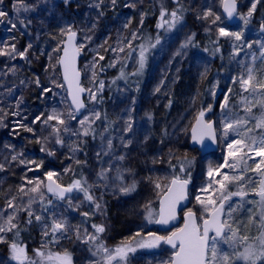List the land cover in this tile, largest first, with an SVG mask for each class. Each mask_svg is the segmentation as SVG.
Wrapping results in <instances>:
<instances>
[{
  "label": "rangeland",
  "instance_id": "rangeland-1",
  "mask_svg": "<svg viewBox=\"0 0 264 264\" xmlns=\"http://www.w3.org/2000/svg\"><path fill=\"white\" fill-rule=\"evenodd\" d=\"M253 3L256 7L245 24L240 17ZM237 4L239 21L229 26L221 11L222 0H116L115 4L112 0H0V11L6 13L0 17V52L4 53L0 55V225L7 228L8 217L14 215L13 223L24 228L21 220L41 216L37 230L43 255H37L38 263L46 259L47 264H60L57 257L68 253L71 264H103L102 253L93 255L98 245L112 253L117 247L131 245L136 251L128 253L126 264H166L174 249L163 242L155 247L137 245L150 242V234L168 236L180 226L163 232L147 219L149 210L157 219L159 199L174 177L189 183V205L180 217L191 210L202 224L206 213L197 196L201 200L220 196L216 184L215 192L203 191L210 180L208 168L224 164L228 143L240 138L232 131L225 137L224 124L247 117L245 127L253 128V134L264 131L255 128L254 118L264 112L257 103L264 89L244 91L240 83L247 78L249 68L257 82L264 81V0H237ZM166 9L181 15L175 27H169L171 15L156 14ZM209 9L214 15L203 19ZM215 16L221 19L212 23ZM150 20L163 27V33L156 27L155 34L153 28H144ZM220 27L241 32L242 39L220 36ZM69 29L77 32L78 47L83 45L79 51L82 85L95 95L93 99L87 91V107L80 118L74 116L68 103L56 56ZM198 32L220 41L219 58L209 48L194 49ZM185 44L187 47H182ZM142 46L145 66L138 71ZM252 105L255 107L249 114L245 109ZM201 111L207 120L214 121L218 141V149L204 155L189 146L191 128ZM50 115L64 123L48 120ZM85 117L87 122L81 124ZM129 123L131 129L125 131ZM29 128L32 131L26 130ZM248 156V167L255 168L261 157ZM244 167L220 169L221 173L249 178L244 182L247 195L243 200L232 196L226 201L223 218L235 221L233 227L239 228V234L249 237L247 245L259 251L253 238L261 232V205L251 188L258 187L261 177L251 170L241 173ZM102 171L105 179L99 176ZM49 172L55 173L53 179L64 186L80 181L93 200H87L80 190L64 199L49 196L45 191ZM36 181L41 182V189L32 193ZM133 184L134 190L121 192L122 187ZM229 190L238 191L237 184L229 185ZM9 201L13 207L8 206ZM228 205L235 209L230 217ZM53 219L66 225V230L55 237L50 231ZM94 225L103 226L104 232L97 233ZM16 229L0 236L6 242ZM46 230L48 235H44ZM91 236L97 239H89ZM10 245L8 258L0 253V264H18L12 259ZM18 245L25 250L24 263H28L26 246ZM245 246L237 243L234 247L243 252ZM217 247L223 253L233 252L223 241ZM235 264L246 262L238 260ZM256 264H262L261 260Z\"/></svg>",
  "mask_w": 264,
  "mask_h": 264
},
{
  "label": "snow or ice",
  "instance_id": "snow-or-ice-1",
  "mask_svg": "<svg viewBox=\"0 0 264 264\" xmlns=\"http://www.w3.org/2000/svg\"><path fill=\"white\" fill-rule=\"evenodd\" d=\"M65 2L67 3V0H65ZM112 3L115 4L116 0H112ZM222 4L224 6V11L227 12L229 17H232L234 13H236V0H222ZM255 7L256 5L253 3L248 13L240 17L245 24L249 22L248 18L252 16V12ZM165 14V11L162 10L161 17H164ZM5 15L6 13L0 11V17H4ZM170 15L172 17V22L169 27H175V24L180 21L181 15L178 14L177 10H173ZM213 15L214 13L211 11V9H209L203 13L202 18L208 19ZM220 19V16H215V19L212 21V23H215ZM12 26L15 27L16 25L13 24ZM261 30L264 31V24L261 25ZM218 31L220 36L234 37L237 41L242 39L241 32H229L226 31L224 27H220ZM133 35L135 36V34ZM75 36L76 33L71 32L69 29V42H71ZM189 42H191V37H189ZM82 47L83 45H80L79 47L73 46L70 51L66 46L64 48V56L61 57L59 61L64 69V79L69 86V95L72 97L73 104L77 110L84 107V104L80 99V94L86 91L85 88L80 86V73L75 68V57ZM151 47H155V45H151ZM182 47H187V44L182 45ZM249 47H251V45H249ZM261 49L262 52H264V44L261 45ZM120 51H123V49H120ZM144 51L145 49L142 46L138 71H142L145 66ZM3 54V52H0V55ZM20 55L23 56L24 53H20ZM100 59L103 60L104 57L101 56ZM253 71L254 70L252 68H249L247 78H242L240 80L241 87L244 89V91H255L257 88L264 89V81L257 82V78L255 75H253ZM101 87H103V82H101ZM87 91H89L92 98L95 99V95L92 94L90 90ZM157 91H159V88H157ZM229 91H231V89ZM225 99L227 100V97H225ZM257 103L260 104L261 107H264V95H262V98L257 101ZM221 107H226V105L222 104ZM252 107H255V105L246 107V112L251 114ZM96 115L99 117L98 113ZM203 117L204 112L201 111L197 117L196 125L192 128L193 140L197 142H201L205 135L211 136L213 140L215 139L211 123H205ZM254 118L256 120L255 128L264 130V112H262L259 117ZM36 119L39 120L40 117H37ZM47 119H56L58 123H64V121L59 119L58 116L50 115ZM87 119L88 118L85 117V120L81 121V124L87 122ZM248 123L249 120L247 117H241L224 124L225 137L230 131H232L236 132L240 138L228 143V154L225 156L224 164L216 168H208L207 174L210 180L208 187L203 191L207 193L209 189H212V191L215 192L216 189L213 188V184H216L219 185L220 196L217 198L215 195H211L205 200H201V198L197 196L198 202L202 205L203 210L206 213V216L202 218V225L197 222L196 214L189 210L185 213L184 225L182 228L177 229L168 236H156L155 234H150L152 236V240L150 242L139 243L137 247H155L161 242L170 245L172 249H174V252L166 264H235V261L238 260H243L246 262V264H256L257 259H260L262 264H264V131L253 134L255 131L253 128L245 127ZM130 129L131 124L129 123L125 131H129ZM241 129H244V131H240ZM26 130L32 131L30 128ZM86 134L87 130L85 131V135ZM56 142L58 144L61 143L59 138ZM127 143H131V141H128ZM125 146H127V144ZM108 147L111 149V141L108 142ZM248 153H252L255 156L261 157V160L256 164L255 168H249L247 165V160L251 158L248 156ZM13 159H15V157H13ZM120 159H123V157H120ZM241 164L245 166L243 169H241V173L251 170L258 173L261 177L258 187L254 186L251 188V190L257 196H259V204L261 205L259 225L261 232L259 236L253 238L254 240L258 241L259 251H257V249L252 245H247L246 242L248 241L249 237L247 235L239 234V228L233 227V225L236 223L235 221L230 223L228 219L223 218L226 201L230 200L232 196H239L243 200V198L247 195L244 182L249 178L245 177L243 174L229 175L228 173H221L220 169L229 168L235 171ZM37 167H39V165H37ZM181 171H184V169L181 168ZM46 175L49 181L47 184V191L55 194L59 198L64 199L66 193L72 192L73 189H78L85 193V198L87 200H93L92 195L89 194L87 189L82 187L80 181H74L73 184L68 187H61V185L57 184L53 179L55 173L49 172ZM216 175H220V179H215ZM99 176L101 179L106 178L104 171H102ZM28 183L32 184L33 181H28ZM233 183L237 184L238 191L236 192L229 190V185ZM187 184V180H181L179 177H174L171 181V186L167 187L166 192L160 200L159 219H153V213L151 210H149L147 216L149 222L166 225L170 221L175 220L176 204L179 203L180 200L184 199L185 188ZM156 187L160 188L161 185L157 184ZM134 188L135 185L133 184L128 187H122L120 190L123 193H128L134 190ZM40 189L41 182L36 181L35 186H33L30 191L32 193H39ZM19 190L24 192L23 187H21ZM40 198L43 201L44 197L42 194ZM49 203H51V201H49ZM30 204L31 200L29 201V205ZM8 206L13 207L11 201L8 202ZM96 208H100L98 203L96 204ZM228 209V216L230 217L235 209H233L231 205H228ZM32 215L33 213L29 211V216ZM84 215H87V213ZM14 219L15 216L10 215L6 221L7 228L4 225H0V233L11 231L12 229L17 228V225L13 223ZM35 219L36 221H41L42 217L37 215L35 216ZM250 222L254 221H252L250 218ZM29 223H31V220H29ZM93 227H95L97 233H102L105 230L101 225H94ZM65 230L66 225L63 221L53 219L50 231L54 237L57 233H63ZM210 233H215V235H210ZM48 234L49 231L46 230L44 235ZM137 235H139V233H137ZM77 238L79 239V236ZM89 239L96 240L97 237L91 236ZM220 241L229 244V246L233 248V252L231 254L221 252L217 247ZM0 242H5L3 236H0ZM237 243H244L246 245L243 252L236 251L234 246ZM10 251L12 253V259L16 260L18 264H24V261L27 259V257L25 256V250L22 247L14 242L10 245ZM135 251V247H132L131 245H123L117 247L114 253H112L108 248L98 245L97 252L93 253V255H99L102 253L103 264H113L114 261H117V264H119V261H124L126 264L128 253ZM37 255L42 256L43 254L37 251ZM57 259L60 260V264H71V257L68 253H65L63 256H58ZM97 264H99V262H97Z\"/></svg>",
  "mask_w": 264,
  "mask_h": 264
},
{
  "label": "water",
  "instance_id": "water-1",
  "mask_svg": "<svg viewBox=\"0 0 264 264\" xmlns=\"http://www.w3.org/2000/svg\"><path fill=\"white\" fill-rule=\"evenodd\" d=\"M236 6H237V11H236V13H234V15H233L232 17H229L228 14H227V12L224 11V6H223V4H222L221 11H222V14H223V16H224V18H225V20H226V23H227L229 26H233V25L237 24L238 21H239V18H238V16H237V14H238L237 0H236ZM71 32H75V31H71ZM75 33H76V32H75ZM68 35H69V32H68L67 34H65V36H64V40H63V42H62V46H61V49H60V53H59V57H58V62H57V64H58V69H59L60 79H61V82H62V84H63V86H64L65 91H66V96H67L68 103H69L71 109H72L73 112H74V116H75L76 118H80V117L82 116L83 112L85 111L86 107H87L86 102H85V96L87 95V90L80 94V99H81V101L83 102L84 107L81 108V109H79V110H77L76 107H75V105L73 104L72 97L69 95V86H68V83H67V82L65 81V79H64V69H63V66L59 63L61 57L64 56V48H65L66 46L69 48L70 51H71V48H72L73 46L78 47V45H77V42H78V35H77V33H76L75 38H74L71 42H69V40H68ZM79 59H80V55H79V53H78V54L76 55V57H75V68H76V70L80 73V76H79V83H80V86L83 87V86H82V73H81V71H80V67H79ZM83 88H84V87H83ZM198 116H199V115H198ZM198 116H197V117H198ZM197 117H196V119H195V122H194L193 126L196 125ZM203 120H204L205 123H211V125H212V130H213V133H214V135H215V139L213 140V139L211 138V136H209V135H205V136L203 137V139H202L201 142L194 141V140H193V134H192V128H193V126H192L191 131H190V143H189V146H190L191 149H197V151H199L202 155H204V154H208V153H211V152H215V151L218 149V141H217V135H216V131H215V123H214V121H213V120L207 121L205 117H203ZM205 131H206V130H205ZM198 134H199V129H198ZM181 180H184V179H181ZM48 183H49V181H48V179H46V181H45V190H46L47 194L50 195V196L58 197V196H56L55 194L50 193V192L47 191V184H48ZM56 183H57V182H56ZM57 184H58V183H57ZM59 185H60V184H59ZM54 186H55V185H54ZM169 186H171V182H170ZM169 186H168V187H169ZM61 187H68V186H62V185H61ZM188 188H189V183L186 185V188H185V197H184V199L180 200L179 203L176 204V213H175L176 218H175V220L170 221V222H169L168 224H166V225H161V224H157V223H156V225H157V227H158V229H159L160 231L166 232V231H169V230H171V229H173V228H175V227H178L179 225H180V226H179L177 229L183 227V225H184V217H185V213L188 212V211L184 212V213L182 214L181 217H180L179 214H180L181 211H183L184 209H186V208L188 207V205H189V197H188V190H189V189H188ZM76 190H77V189H73L72 192H70V193H66V194H65V197L71 196ZM166 190H167V189H166ZM165 192H166V191H165ZM165 192H164V193H165ZM164 193H163V195H164ZM163 195L160 197L159 202H158V218H157V219H159L160 200L162 199ZM58 198H59V197H58ZM181 222H182V223H181ZM197 222H198V221H197ZM180 223H181V224H180ZM202 223H203V221H202ZM201 225H202V224H201ZM177 229H176V230H177ZM176 230H174V231H176ZM174 231H173V232H174ZM210 235H215V233H210ZM166 246L169 247V248H172L170 245H167V244H166Z\"/></svg>",
  "mask_w": 264,
  "mask_h": 264
},
{
  "label": "trees",
  "instance_id": "trees-1",
  "mask_svg": "<svg viewBox=\"0 0 264 264\" xmlns=\"http://www.w3.org/2000/svg\"><path fill=\"white\" fill-rule=\"evenodd\" d=\"M165 16L170 15V10L166 9L165 11ZM158 16L161 14V11L158 10L156 13ZM158 18V17H157ZM190 19V20H189ZM188 21L191 23V25L195 28L198 29L197 26L195 25L193 19L190 17H188ZM151 23H144V28H148L150 31L152 30L153 27H156L157 30H161V33H163V27L159 28V25L155 22V20H150ZM155 25V26H154ZM155 34L154 28L152 30ZM149 33V32H148ZM151 40H154V35L149 33L148 36ZM194 43H196V48L194 49H198L200 50V48H202L203 50H206L207 48H209V50L211 51V53L213 54V56L218 57L219 58V54H220V41H214L212 40L210 37H207L205 35L199 34L196 35V39L193 41ZM208 54V53H207ZM59 52H57L56 56L58 57ZM2 83V80H1ZM0 83V84H1ZM102 122V121H101ZM100 122V123H101ZM72 180L69 179L68 180V184H71ZM108 209H109V213H111V204H108ZM110 215V214H109ZM31 223H29V220H21L22 224H24V228L22 227H17L16 230H14L13 232H11L9 234V236H7V240L6 242H4L1 246H0V253L3 254L6 258H8V254H9V249L8 246L9 244L12 243H16V244H21V245H25L26 246V251H27V255H29V261L28 263H24V264H47L49 263L48 260L44 259L41 263L37 262V251L39 250V252L41 251V237L39 236V232L37 230L38 227V221H36V219L31 218ZM18 233V234H17Z\"/></svg>",
  "mask_w": 264,
  "mask_h": 264
}]
</instances>
